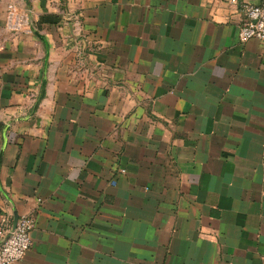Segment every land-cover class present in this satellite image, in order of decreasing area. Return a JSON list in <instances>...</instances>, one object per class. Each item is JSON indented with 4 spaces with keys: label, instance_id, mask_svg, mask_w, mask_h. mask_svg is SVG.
Masks as SVG:
<instances>
[{
    "label": "crops",
    "instance_id": "crops-1",
    "mask_svg": "<svg viewBox=\"0 0 264 264\" xmlns=\"http://www.w3.org/2000/svg\"><path fill=\"white\" fill-rule=\"evenodd\" d=\"M241 23L231 0H0V223L35 219L14 264H264Z\"/></svg>",
    "mask_w": 264,
    "mask_h": 264
},
{
    "label": "built area",
    "instance_id": "built-area-1",
    "mask_svg": "<svg viewBox=\"0 0 264 264\" xmlns=\"http://www.w3.org/2000/svg\"><path fill=\"white\" fill-rule=\"evenodd\" d=\"M240 5L242 23L239 28L241 42L257 38L264 41V0L254 3L250 0H231ZM9 25L18 29L28 23V15L20 12L18 5L10 3L7 7ZM125 172V170H122ZM116 184L115 181L112 182ZM35 219L30 215H22L14 224L6 217L0 223V264H14L24 258L32 245L31 232Z\"/></svg>",
    "mask_w": 264,
    "mask_h": 264
}]
</instances>
